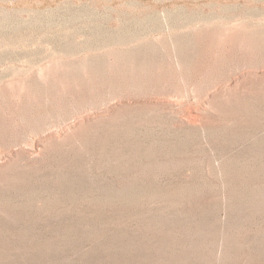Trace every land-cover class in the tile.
I'll list each match as a JSON object with an SVG mask.
<instances>
[{"label": "rangeland", "instance_id": "obj_1", "mask_svg": "<svg viewBox=\"0 0 264 264\" xmlns=\"http://www.w3.org/2000/svg\"><path fill=\"white\" fill-rule=\"evenodd\" d=\"M0 264H264V0H0Z\"/></svg>", "mask_w": 264, "mask_h": 264}]
</instances>
